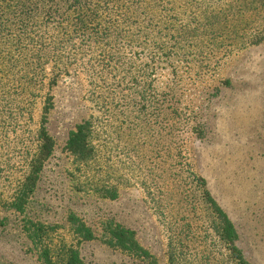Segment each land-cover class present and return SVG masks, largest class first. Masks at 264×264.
<instances>
[{
  "label": "rangeland",
  "instance_id": "374dc122",
  "mask_svg": "<svg viewBox=\"0 0 264 264\" xmlns=\"http://www.w3.org/2000/svg\"><path fill=\"white\" fill-rule=\"evenodd\" d=\"M118 1L113 24L101 30L119 40L108 66L99 45H80L68 19L37 14L16 24L0 3V203L23 176L48 100L53 147L23 206L48 221L69 210L89 221L110 217L134 231L156 264H165L168 238L181 234L191 263L212 264L206 189L234 224L246 260L264 264V42L247 40L264 27V0ZM230 43L237 47L228 52ZM104 88H112L109 112L95 104ZM86 117L99 144L89 175L109 173L113 199L79 192L70 179L64 143ZM18 219L0 212V264H40ZM112 256L99 257L109 264Z\"/></svg>",
  "mask_w": 264,
  "mask_h": 264
},
{
  "label": "trees",
  "instance_id": "16d2710c",
  "mask_svg": "<svg viewBox=\"0 0 264 264\" xmlns=\"http://www.w3.org/2000/svg\"><path fill=\"white\" fill-rule=\"evenodd\" d=\"M15 1L16 7L6 8L9 5V0H0V3L3 4L1 13L5 11L8 17L12 18L11 22L17 24L19 19L28 21L29 18L37 16V14L56 22H62L60 19H68L69 22L65 25L67 28H71L72 34H80V37L77 36L80 38V45H90L91 43L99 45L102 48L103 61L106 66L114 58L113 49L118 45L116 43L119 42L118 37L114 38L108 33L101 32V30L113 24L114 20L111 14L113 8L111 7L120 1ZM141 1L143 0H131L130 4L131 6H137L135 8H140ZM126 6L130 9L128 4ZM99 8L106 9L108 11L107 16L101 18L97 12ZM67 12L74 16L66 15ZM7 20L8 18H5L3 21L6 23ZM92 20L97 26L93 32L88 31L90 28L88 24ZM33 23V19H30L25 25L31 26ZM69 39L70 36L65 40L69 41ZM247 40L250 44L264 42V27L259 33H253ZM233 45V43L227 45L228 52L232 50ZM235 47H237L236 44ZM67 61L69 59L64 54L62 63ZM104 89L106 95L100 99H95V104L98 106V110L109 112L107 110L112 107V98L110 97L112 88ZM30 96L28 95L29 102L27 103L29 107L32 103ZM46 106L43 108L40 126L31 138L33 147L27 153L25 152L23 176L16 183L13 196L0 203V212H13L19 216L17 226L28 244V249L35 255L40 264H106L99 257L104 251L114 255L112 257L115 259L109 264H156L155 257L137 241L134 231L110 217L89 221L87 217H80L69 210L59 220L48 221L45 218L38 217V214L35 215L33 209L23 206L22 200L30 196L28 193L33 187L42 158H45L53 147L52 137L48 132L46 133L47 130L44 125L45 114L51 106L48 100ZM8 118L9 124H12L15 117L8 116ZM93 124L91 117L83 118L67 133L64 150L71 157L70 179L79 192L86 194L91 192L101 197L113 199L117 195V182L106 183L108 179L111 180L109 173L104 174V178L98 180L89 175L92 158L96 154L97 148H99V144L95 142L93 135ZM1 130L3 134L7 132L4 127ZM202 193V199L209 205V210L212 213L210 223L213 229L212 239L214 240L211 246L214 248L215 258L217 259V263L213 262L212 264H250L243 256L238 245V233L232 221L217 201L206 192V189L202 190ZM1 219L6 220L4 216ZM183 242L184 238L181 234L168 238L164 253L165 264H209L202 259L191 263L187 252L182 250L185 244ZM97 251L99 256L96 253Z\"/></svg>",
  "mask_w": 264,
  "mask_h": 264
}]
</instances>
